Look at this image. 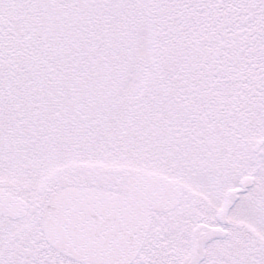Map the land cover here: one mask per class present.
<instances>
[{
	"label": "snow or ice",
	"instance_id": "obj_1",
	"mask_svg": "<svg viewBox=\"0 0 264 264\" xmlns=\"http://www.w3.org/2000/svg\"><path fill=\"white\" fill-rule=\"evenodd\" d=\"M0 264H264V0H0Z\"/></svg>",
	"mask_w": 264,
	"mask_h": 264
}]
</instances>
